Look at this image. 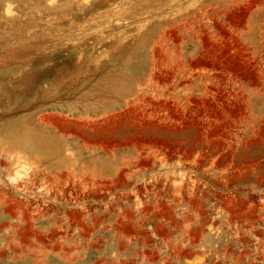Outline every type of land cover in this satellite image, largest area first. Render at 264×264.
<instances>
[{
  "label": "rangeland",
  "instance_id": "rangeland-1",
  "mask_svg": "<svg viewBox=\"0 0 264 264\" xmlns=\"http://www.w3.org/2000/svg\"><path fill=\"white\" fill-rule=\"evenodd\" d=\"M0 19V264H264V0Z\"/></svg>",
  "mask_w": 264,
  "mask_h": 264
},
{
  "label": "bare ground",
  "instance_id": "bare-ground-1",
  "mask_svg": "<svg viewBox=\"0 0 264 264\" xmlns=\"http://www.w3.org/2000/svg\"><path fill=\"white\" fill-rule=\"evenodd\" d=\"M81 1V0H80ZM243 1V0H242ZM246 1V0H245ZM252 1V0H251ZM254 2V1H253ZM88 4V3H87ZM253 4V3H252ZM50 7V6H49ZM257 18H259V16H257ZM1 20V19H0ZM112 129V128H111ZM106 130V129H105ZM129 136V135H128ZM134 138V137H133ZM132 138V139H133ZM90 139V138H89ZM122 143V142H121Z\"/></svg>",
  "mask_w": 264,
  "mask_h": 264
}]
</instances>
